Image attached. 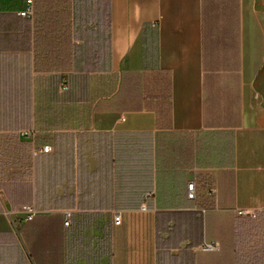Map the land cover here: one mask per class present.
<instances>
[{"label": "crops", "instance_id": "1", "mask_svg": "<svg viewBox=\"0 0 264 264\" xmlns=\"http://www.w3.org/2000/svg\"><path fill=\"white\" fill-rule=\"evenodd\" d=\"M34 2L0 0V264H264L261 1Z\"/></svg>", "mask_w": 264, "mask_h": 264}, {"label": "built area", "instance_id": "2", "mask_svg": "<svg viewBox=\"0 0 264 264\" xmlns=\"http://www.w3.org/2000/svg\"><path fill=\"white\" fill-rule=\"evenodd\" d=\"M35 12V2L34 0H26V7L21 10L19 13L22 16L33 18ZM52 149L51 146H45L43 151L48 152ZM188 197L190 199L196 198V179H192L188 182L187 185ZM212 193L216 194V189H212ZM22 213L24 214L22 221L26 222L28 220L33 219L38 214V209L34 205H25L22 208ZM237 214L241 216H256L255 211L250 209H239L237 210ZM121 222V217L117 216L115 218V223L119 224ZM65 224H69V220L65 221ZM214 244H207L203 248L206 250L214 249Z\"/></svg>", "mask_w": 264, "mask_h": 264}, {"label": "rangeland", "instance_id": "3", "mask_svg": "<svg viewBox=\"0 0 264 264\" xmlns=\"http://www.w3.org/2000/svg\"><path fill=\"white\" fill-rule=\"evenodd\" d=\"M261 1V4H262V7L264 8V0H260Z\"/></svg>", "mask_w": 264, "mask_h": 264}]
</instances>
